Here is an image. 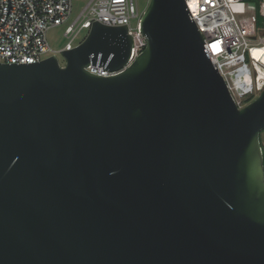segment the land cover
<instances>
[{
    "label": "water",
    "instance_id": "1",
    "mask_svg": "<svg viewBox=\"0 0 264 264\" xmlns=\"http://www.w3.org/2000/svg\"><path fill=\"white\" fill-rule=\"evenodd\" d=\"M140 30L110 76L131 37L97 20L0 63V264H264V88L237 107L184 0Z\"/></svg>",
    "mask_w": 264,
    "mask_h": 264
},
{
    "label": "built area",
    "instance_id": "2",
    "mask_svg": "<svg viewBox=\"0 0 264 264\" xmlns=\"http://www.w3.org/2000/svg\"><path fill=\"white\" fill-rule=\"evenodd\" d=\"M184 1L208 47L213 67L223 77L237 107H244L249 95L264 88V27H256L254 14L247 12L245 0ZM262 4L264 10V0ZM6 10L7 0H0V24ZM71 10L72 0H11L0 26V63L37 62L71 49L79 44H73L77 36L89 31L96 20L109 26L125 25L131 37V50L123 68L111 71L89 64L85 67L89 72L114 75L144 50L146 39L140 30L143 10H139L136 0H89L67 24ZM132 19L136 20L135 25ZM63 23L67 24L64 35L69 41L55 51L47 41L46 31ZM254 48H260L261 53L255 55Z\"/></svg>",
    "mask_w": 264,
    "mask_h": 264
},
{
    "label": "rangeland",
    "instance_id": "3",
    "mask_svg": "<svg viewBox=\"0 0 264 264\" xmlns=\"http://www.w3.org/2000/svg\"><path fill=\"white\" fill-rule=\"evenodd\" d=\"M136 1H137L138 8L141 11L145 9V7L148 3V0H136ZM88 2H89V0H72V10H71L67 24L72 22L77 17V15L84 9V7L86 6V4ZM244 5H245L246 10L249 14L255 13L256 5H257V3L255 1H246L245 0ZM135 21H136L135 19H132V25H135ZM67 24L63 23L61 25H56V26L50 27L46 31L47 41H48L49 45L55 51L60 50L69 41V38H67L64 35V29H65ZM262 25H263L262 27H264V20L262 22ZM87 33H88V30H84L82 33H80L77 36L76 40L73 42V44L80 43L83 40V37L84 38L86 37ZM259 35H260V33H259ZM56 56L58 58L59 64L61 66L64 65L65 60L62 57L61 52H57ZM259 93H260V91L255 92L252 96L249 95L245 104L249 103L254 98H256L259 95ZM260 142L264 145V129L260 133Z\"/></svg>",
    "mask_w": 264,
    "mask_h": 264
},
{
    "label": "trees",
    "instance_id": "4",
    "mask_svg": "<svg viewBox=\"0 0 264 264\" xmlns=\"http://www.w3.org/2000/svg\"><path fill=\"white\" fill-rule=\"evenodd\" d=\"M246 1H255L257 3L256 5V11L254 13L255 18V24L257 28H261L262 22L264 20V11H263V0H246ZM261 143V142H260ZM262 151H263V166H264V145L261 143Z\"/></svg>",
    "mask_w": 264,
    "mask_h": 264
},
{
    "label": "bare ground",
    "instance_id": "5",
    "mask_svg": "<svg viewBox=\"0 0 264 264\" xmlns=\"http://www.w3.org/2000/svg\"><path fill=\"white\" fill-rule=\"evenodd\" d=\"M252 51H253V53L255 55H259L261 53V49L260 48H254ZM263 60H264V56H263Z\"/></svg>",
    "mask_w": 264,
    "mask_h": 264
}]
</instances>
